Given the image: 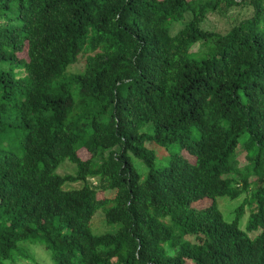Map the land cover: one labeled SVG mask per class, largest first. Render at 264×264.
<instances>
[{"label": "trees", "instance_id": "16d2710c", "mask_svg": "<svg viewBox=\"0 0 264 264\" xmlns=\"http://www.w3.org/2000/svg\"><path fill=\"white\" fill-rule=\"evenodd\" d=\"M154 144L188 156L156 167ZM22 240L54 264H264V0H0V264Z\"/></svg>", "mask_w": 264, "mask_h": 264}, {"label": "rangeland", "instance_id": "374dc122", "mask_svg": "<svg viewBox=\"0 0 264 264\" xmlns=\"http://www.w3.org/2000/svg\"><path fill=\"white\" fill-rule=\"evenodd\" d=\"M251 14L252 6L248 3H245L243 5L231 7L226 13L218 11L208 13L206 18L201 22V26L210 30L226 32L233 24L237 23L242 18L249 17ZM186 18H188V13L185 14V17L182 20L172 22L171 30H177L183 24V22L185 21L184 19ZM198 46V44H195L191 48V51L197 50ZM82 65L83 58H81L80 61L73 65L70 69L76 70L81 68ZM144 130L151 132V126L147 125ZM151 148L154 150L156 167L164 166V164L167 162L169 153L171 152L185 154L186 156H188V154L183 151V149H181L178 145H171L166 148L154 144L151 145ZM79 154L82 158H87L89 156L87 151H85L84 149H80ZM132 161L138 172L141 174V178H143L146 172V167L140 162L139 159L133 156ZM75 170V165L68 159H65L58 165L55 172L58 174H72L75 172ZM89 181L95 183V179H90ZM80 184L81 183L65 184L64 188L79 187ZM108 194H110L108 191H98V196ZM237 200L239 202L241 200V197ZM208 202L209 200H200L196 202L195 205L199 207L205 206L206 204H208ZM238 202L236 200H229L227 198H222L219 200V206L225 218H229L231 210L237 205ZM91 228L93 232L101 233L104 231H112L114 230L115 226L105 224L103 213L101 210H98L93 216ZM17 248L18 249L13 252L11 258L4 261L5 264H54L51 258L50 251L38 241L22 240L17 243Z\"/></svg>", "mask_w": 264, "mask_h": 264}]
</instances>
